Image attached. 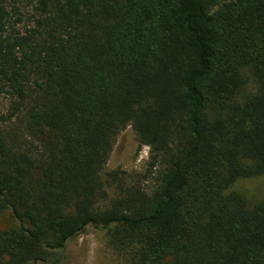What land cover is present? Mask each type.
<instances>
[{"label":"trees","instance_id":"obj_1","mask_svg":"<svg viewBox=\"0 0 264 264\" xmlns=\"http://www.w3.org/2000/svg\"><path fill=\"white\" fill-rule=\"evenodd\" d=\"M0 96V264L88 227L126 264H264V203L229 192L264 175V0H0ZM127 126L152 186L103 175Z\"/></svg>","mask_w":264,"mask_h":264},{"label":"rangeland","instance_id":"obj_2","mask_svg":"<svg viewBox=\"0 0 264 264\" xmlns=\"http://www.w3.org/2000/svg\"><path fill=\"white\" fill-rule=\"evenodd\" d=\"M11 101L0 96V114L8 115ZM18 117V116H17ZM12 118L1 125V129L8 134L22 129L21 122ZM150 148L140 145L131 126L122 129L115 137L112 150L103 168V175L112 170L120 169L127 173H140L144 185L152 186L157 170L148 167ZM106 179V178H105ZM104 179V180H105ZM244 197L249 208L264 203V175L237 180L229 189ZM109 196L114 194L113 189H108ZM15 220L9 211H5L0 217L2 228L15 226ZM37 264H126L123 256L115 253L108 245L106 238L97 234L92 227L67 242L61 251L54 252L47 260Z\"/></svg>","mask_w":264,"mask_h":264}]
</instances>
